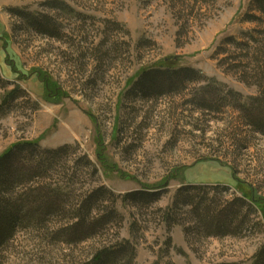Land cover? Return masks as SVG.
I'll return each mask as SVG.
<instances>
[{"label":"rangeland","instance_id":"1","mask_svg":"<svg viewBox=\"0 0 264 264\" xmlns=\"http://www.w3.org/2000/svg\"><path fill=\"white\" fill-rule=\"evenodd\" d=\"M256 6L0 0V155L22 140L75 147L67 178L76 169V180L63 184L60 169L49 180L71 194L68 212L107 188L89 238L59 240L65 216L19 226L0 264H83L104 249L118 251L116 264H254L264 245V12ZM29 15L53 27L44 33ZM145 69L163 73L156 89L133 92ZM182 69L192 73L178 83L171 75ZM192 182L202 185L189 190L196 200L207 196L226 220L222 231L184 200ZM144 189L158 199L132 197ZM242 195L254 204L238 202Z\"/></svg>","mask_w":264,"mask_h":264},{"label":"trees","instance_id":"2","mask_svg":"<svg viewBox=\"0 0 264 264\" xmlns=\"http://www.w3.org/2000/svg\"><path fill=\"white\" fill-rule=\"evenodd\" d=\"M254 4L257 5L259 11L264 12V0H254ZM29 16L33 21V25L44 33H48L49 28L53 27L48 17L37 21L31 15ZM251 17V19L259 18L258 16ZM191 73V70L182 69L172 74L171 77L178 83H182L188 79ZM142 74L143 77L135 85L133 92L139 90L154 91L160 77L163 75L159 70L149 72L147 69L143 70ZM8 99L9 97L5 100V103L9 101ZM254 123L257 128H261L257 122ZM75 150L76 148L70 144L58 148H44L37 140H22L12 144L0 155V247L15 235L19 226L33 224L36 227H43L48 219L57 216L69 217L66 222L54 230V233L60 238L59 240L73 243L83 241L92 235L98 225L97 220L91 219L93 217L92 209L97 205L99 198L106 195L105 189L107 188L99 187L92 190L68 212L67 203L69 197L72 198V196L65 191L66 188L63 184L66 185L68 181L72 182L77 178L76 169H73L71 176L69 175L70 178H67L68 172L71 170L68 164L71 163L70 161L74 162L71 159V154L72 152L75 153ZM84 159L88 160L85 156ZM88 162L91 163L90 160ZM59 169L67 179L62 182L63 184L56 183L57 186H53V183L49 180L54 178V182H57L55 177L58 175ZM198 186L202 185L194 182L188 183L186 187L188 189L184 191L185 195L182 194L184 200L193 205V211L201 222L206 221L209 225L215 227L217 231H222L223 227L228 226V224L226 220H221L222 217L220 218L212 213L211 202L214 201L207 200V196H203L197 201L196 197L189 191L190 189H200ZM159 193V191L144 189L133 192L131 195L134 199L142 197L155 201L158 199ZM205 200L206 208L204 210L206 209L205 212L208 213L201 214L200 206H203ZM237 201L240 203L250 201L254 204L253 200H249L243 195L237 198ZM114 211L112 210V213ZM117 256V250L104 249L97 252L90 261L83 264H116ZM254 264H264V245L256 255Z\"/></svg>","mask_w":264,"mask_h":264}]
</instances>
